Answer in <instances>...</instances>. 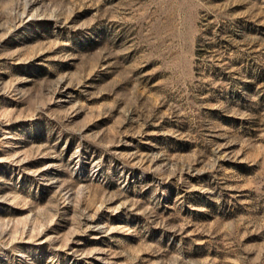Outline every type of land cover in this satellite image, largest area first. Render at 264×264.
Listing matches in <instances>:
<instances>
[{
    "label": "rangeland",
    "instance_id": "1",
    "mask_svg": "<svg viewBox=\"0 0 264 264\" xmlns=\"http://www.w3.org/2000/svg\"><path fill=\"white\" fill-rule=\"evenodd\" d=\"M0 264H264V0H0Z\"/></svg>",
    "mask_w": 264,
    "mask_h": 264
}]
</instances>
